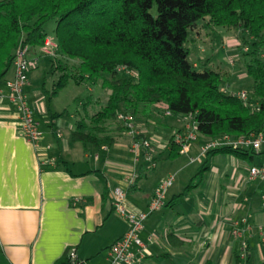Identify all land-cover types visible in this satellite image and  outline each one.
<instances>
[{"label": "crops", "instance_id": "1", "mask_svg": "<svg viewBox=\"0 0 264 264\" xmlns=\"http://www.w3.org/2000/svg\"><path fill=\"white\" fill-rule=\"evenodd\" d=\"M32 58L37 65L49 60L53 88L52 59ZM36 67L24 92L41 123L39 149L19 133L14 108L0 104V264H57L71 254L81 264H110L108 248L128 230L127 220L115 211L113 192L124 193L126 213L145 212L167 179L172 184L164 207L141 223L138 236L148 254L138 264H235L241 242L248 264H264L262 182L248 177L250 167L264 165V148L243 156L203 154L202 146L213 139L197 133L191 116L167 115L164 105L153 107L151 118H136L141 137L151 144L153 167L143 151L134 154L132 138L118 122L107 131L113 144L83 146L71 141L75 123H88L110 91L100 84L106 93L93 101L95 113L80 102L81 113L61 117L51 127L44 123L49 108L36 86ZM12 78L13 67L6 81ZM192 131L197 140L188 151L172 153L171 142ZM49 160L53 165L45 163Z\"/></svg>", "mask_w": 264, "mask_h": 264}, {"label": "trees", "instance_id": "2", "mask_svg": "<svg viewBox=\"0 0 264 264\" xmlns=\"http://www.w3.org/2000/svg\"><path fill=\"white\" fill-rule=\"evenodd\" d=\"M204 19L249 37L244 43L250 57L245 72L253 81L248 96L251 106L222 93L225 81L206 62L199 70L189 63L184 44ZM51 22L60 53L79 64L77 75L66 71L58 76L48 99L69 80L101 81L110 91L105 106L88 123H75L72 142L110 146L114 140L107 131L117 114L151 118L153 107L161 104L172 115L191 116L204 138L264 132V58H260L264 0H0V88L12 69L14 50L19 44L41 46ZM120 67L133 71L134 76L118 72ZM63 115L51 113L50 126ZM179 148L171 142L172 153ZM248 152L254 153L249 148L224 147L206 155L243 156ZM241 256L238 244L235 264H248L247 248ZM57 264L71 262L64 257Z\"/></svg>", "mask_w": 264, "mask_h": 264}, {"label": "built area", "instance_id": "3", "mask_svg": "<svg viewBox=\"0 0 264 264\" xmlns=\"http://www.w3.org/2000/svg\"><path fill=\"white\" fill-rule=\"evenodd\" d=\"M59 46L56 40L49 35L44 39L43 44L39 47L32 48L28 45H18L13 53V78L4 82V89L0 88V104L7 102L14 108L18 117V129L21 136L33 146L35 149L40 148L43 140V131L41 129L40 121L35 117L34 110L31 107L25 95V88L29 85V72L37 65V59H30L31 55H38L39 57H46L54 59L57 56ZM118 72H124L129 76H134L133 71L126 70L123 67L117 69ZM221 92L233 97H237L245 105L251 106L249 97L246 93H228L225 89ZM171 115L170 112L166 113ZM116 120L120 123L126 133L132 138L131 149L136 156L143 151L145 161L149 162L153 167L152 150L150 142L141 137L142 130L136 122V119L131 114L119 113ZM60 138V135H56ZM197 140V134L188 132L185 136H177L174 141L180 146L179 153L185 154L191 142ZM231 147L232 149L249 148L254 152H258L264 148V132L258 134H251L247 137L233 138L228 135H223L217 139L206 142L201 151L206 154L207 151L217 148ZM46 150L48 146L44 147ZM45 161V160H44ZM48 165H53L54 161L49 160L45 162ZM249 180H260L262 182V190L260 194L261 208L264 212V165L253 166L248 171ZM172 184V179L162 181L154 191L151 199L148 202L147 210L139 213H126L121 205L124 198V193L120 190L113 192V200L115 211L118 215L125 218L128 223L127 232L117 241H115L107 250V256L110 264H138L145 256L147 250L145 245L139 239V232L141 231V223L152 213L160 211L165 205V198L167 190ZM240 223L245 224L242 219ZM261 233L264 235V223L261 226ZM238 235V232H235ZM246 244L241 242V259L244 257ZM71 264H78L75 255L71 254L69 257Z\"/></svg>", "mask_w": 264, "mask_h": 264}, {"label": "rangeland", "instance_id": "4", "mask_svg": "<svg viewBox=\"0 0 264 264\" xmlns=\"http://www.w3.org/2000/svg\"><path fill=\"white\" fill-rule=\"evenodd\" d=\"M151 13L153 15L155 14L154 8L151 10ZM54 28L55 23H49L46 26L47 35L53 36ZM247 40H249V37L246 35L243 36L238 30L215 27L208 23V19H204L197 23L194 30L189 32L184 48L189 51L188 61L195 69H201L203 63L206 62V67L208 69L220 75L225 81L224 85L220 87L221 89H225L228 93L244 92L247 96H250L253 81L245 72V67L250 62V57L246 54L248 51H245L248 45H246L244 41ZM262 40L264 41V32L261 34V41ZM260 58H264V46L260 50ZM51 62H53L52 71L56 75V80L60 74L66 71L72 75H77L75 69L79 62L77 60L67 59L60 53L59 49L57 50L56 58H52ZM36 66L37 69L34 71V75L38 76L36 86L42 91L45 98L44 102L47 109L49 108V112L50 110L51 113H54L53 111H60V113L64 112L62 118L69 120V116H74L82 112L83 108L79 105L80 102L85 104V108L88 105L86 111L89 114H93L97 111L93 101L104 98L106 93L105 89L103 90L100 88L101 81L91 84L86 80L77 83L73 80H69L65 87L49 100L48 97L52 90L49 60L43 59L42 62ZM43 69L45 70L44 72H42ZM10 72L11 71H9V73ZM241 74H244L243 78H240L239 75ZM162 105L163 104H161V106ZM49 112H47L48 115L51 114ZM161 112L163 114V110ZM165 112L167 113L169 111L165 109ZM115 121L116 122L112 123L111 127H113L115 123L117 124V120ZM49 122L50 120L48 119V121L44 123L46 124ZM139 129L142 128L139 127Z\"/></svg>", "mask_w": 264, "mask_h": 264}]
</instances>
